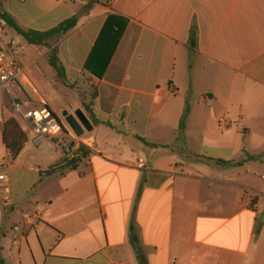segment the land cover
I'll use <instances>...</instances> for the list:
<instances>
[{"label": "crops", "instance_id": "0c3cea01", "mask_svg": "<svg viewBox=\"0 0 264 264\" xmlns=\"http://www.w3.org/2000/svg\"><path fill=\"white\" fill-rule=\"evenodd\" d=\"M2 12L39 32L79 16L37 52L48 62L57 54L67 87L89 86L84 103L95 96L98 124L84 103L64 109L82 110L93 126L78 137L67 124L60 137L75 143L70 150L24 125L32 144L16 160L0 135L9 176L0 183V264H264L255 179L264 182V0H2ZM112 16L128 24L103 71L98 41ZM7 29L0 21L1 44L14 42L25 68L21 98L61 117L25 90L35 62L24 64ZM11 118L0 89V125ZM81 146L88 155L64 169Z\"/></svg>", "mask_w": 264, "mask_h": 264}, {"label": "trees", "instance_id": "16d2710c", "mask_svg": "<svg viewBox=\"0 0 264 264\" xmlns=\"http://www.w3.org/2000/svg\"><path fill=\"white\" fill-rule=\"evenodd\" d=\"M90 6H87L85 9L87 10ZM0 21H4L5 24L13 29L19 36L23 37L28 45L35 46L44 49H52L60 40L72 32L78 25L79 16H74L63 23H61L58 27L46 31V32H39V31H25L23 30L18 23L7 13L2 12V0H0ZM128 24V20L122 17H110L106 23V26L99 38L98 45L99 48H102V52L104 54V64H103V71L107 68L109 62L112 59L114 52L116 51L118 45L120 44L126 27ZM97 45V47H98ZM96 54V50L94 52ZM93 53V56H94ZM98 53V49H97ZM49 64L50 66L57 72L58 77L62 80L65 79V69L63 68L60 59L58 58L57 54L51 52L49 54ZM85 70L90 72L97 77H102L103 74H97L90 66L86 65ZM95 96L93 95V101L90 100L89 103H84V109L87 115L91 118V120L98 124L96 121L95 110H94V100ZM56 115V114H55ZM57 116V115H56ZM58 117V116H57ZM59 121L62 126V130L64 134L71 133V129L68 127L67 123L62 119V117H58ZM185 126V118H183L181 122V130L184 129ZM4 142L9 150L10 157L12 160H16L19 155L23 152L26 148L29 138L27 133L25 132L22 124L18 121L17 118H11L5 122L4 125ZM89 153L88 149L84 146H81L77 151L78 158L73 160L66 159L63 161L61 165H63L64 169L75 170L79 167L81 163V156L85 157ZM256 158L249 157L248 160L239 163L242 165L248 161H254ZM223 163V162H222ZM225 165H231L230 163H223Z\"/></svg>", "mask_w": 264, "mask_h": 264}, {"label": "built area", "instance_id": "2783aa9c", "mask_svg": "<svg viewBox=\"0 0 264 264\" xmlns=\"http://www.w3.org/2000/svg\"><path fill=\"white\" fill-rule=\"evenodd\" d=\"M24 73L25 68L18 58L14 42L2 45L0 35V89L8 96L9 109L20 118L29 133L37 136V141L54 143L57 140L60 147L70 150L71 145L60 139L63 133L62 126L52 109L21 98L23 90L19 85V78ZM0 135H4L2 125H0ZM140 167L142 168L143 165ZM4 168L5 165H0V170ZM8 180L7 174L0 173V183H7Z\"/></svg>", "mask_w": 264, "mask_h": 264}, {"label": "rangeland", "instance_id": "374dc122", "mask_svg": "<svg viewBox=\"0 0 264 264\" xmlns=\"http://www.w3.org/2000/svg\"><path fill=\"white\" fill-rule=\"evenodd\" d=\"M8 39H15L18 43H20L23 47V55H20L22 61L25 65H28L31 62H35L31 68L28 70V75L24 77V87L25 90L29 93L34 101L39 103H46L45 97L48 99L49 103L52 104L58 114L65 121L63 114L64 112H68L67 110L73 109L74 105L79 102L84 103L86 96H91L92 92L89 86H66L64 81L58 77L57 73L50 66L48 60L46 58H42L40 53L43 54L45 49H36L33 48L26 43L24 40L19 37L13 30L7 29ZM40 53H38V52ZM32 79V80H31ZM58 84V88L55 85ZM81 88V89H79ZM67 109V110H64ZM74 114V112L72 113ZM18 121L22 124L23 128H25L24 124L20 120V118L15 114ZM66 122V121H65ZM32 136L30 137L29 146L32 144ZM64 139L63 136L60 137ZM55 144L58 145V141L55 140ZM256 182L260 186L262 190V195L264 196V182L259 178H255ZM262 197L263 202L261 203L262 214H264V197ZM255 198V196H252Z\"/></svg>", "mask_w": 264, "mask_h": 264}, {"label": "water", "instance_id": "95a60500", "mask_svg": "<svg viewBox=\"0 0 264 264\" xmlns=\"http://www.w3.org/2000/svg\"><path fill=\"white\" fill-rule=\"evenodd\" d=\"M63 117L72 131L76 134V136L81 137L85 133V131L91 132L93 130V126L84 114L82 110L76 111L74 114H69L68 112H64ZM75 143L72 144L71 148L74 147ZM264 218V214L262 215Z\"/></svg>", "mask_w": 264, "mask_h": 264}]
</instances>
